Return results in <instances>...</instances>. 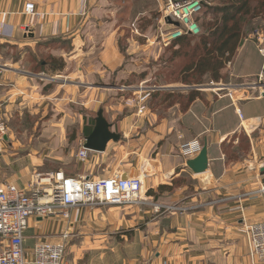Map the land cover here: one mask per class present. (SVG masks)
I'll use <instances>...</instances> for the list:
<instances>
[{
	"label": "crops",
	"instance_id": "crops-1",
	"mask_svg": "<svg viewBox=\"0 0 264 264\" xmlns=\"http://www.w3.org/2000/svg\"><path fill=\"white\" fill-rule=\"evenodd\" d=\"M28 2L36 5L38 15H25ZM96 4L97 0H0V112L6 118L18 111L43 112L52 99L76 98L78 85L63 86L48 73H33L25 65V53L45 48L42 41L76 28L82 19L80 13ZM73 38L76 46L81 37ZM249 47L259 65L252 64L243 48L248 69L230 73V83L224 88L227 92L202 94L186 112L161 120L157 129L139 131L138 114L122 115L117 121L106 117L112 131L122 137L111 142L116 145L112 151L121 153L122 160L114 164L116 170L101 177L83 173L79 164L80 172H66L74 160L71 149L65 154L70 145L55 126L44 123L38 143H31L32 139L26 145L14 144L7 134L0 141V177L6 182L2 184L28 189L39 175L63 171L68 176L90 178L115 173L127 178L143 175L147 185L148 205L142 208L80 207L69 211V219H30L25 238L27 257L37 242L57 243L67 232L69 246L63 264H254L246 226L264 220V197L259 194L264 182V74L259 57L264 59L260 51L264 46L252 42ZM17 51L20 53L15 56ZM50 82L55 84L49 87ZM88 85L93 86L91 82ZM241 134L248 138V154H239V161H229L223 147L233 142L238 148ZM196 140L202 147L208 141L209 171L202 175H194L187 167V161L197 155L183 153V147ZM84 141L81 139L79 150ZM111 143L105 153L89 151L85 162L79 160L78 150L80 167L94 171L107 165ZM26 146L30 154L21 157L16 151ZM39 152L44 155L35 156ZM160 203L187 210L157 215L151 204Z\"/></svg>",
	"mask_w": 264,
	"mask_h": 264
},
{
	"label": "rangeland",
	"instance_id": "rangeland-1",
	"mask_svg": "<svg viewBox=\"0 0 264 264\" xmlns=\"http://www.w3.org/2000/svg\"><path fill=\"white\" fill-rule=\"evenodd\" d=\"M200 1L204 8L196 20L200 25L201 34L208 36L207 25L221 18V15H217L219 2L218 0ZM253 3L256 4V1L253 0ZM161 6V0H97V4L92 9L85 8L80 13L82 19L76 28L69 29L60 37L42 41L45 48L37 47L35 51L31 49L26 52L24 61L30 71L35 74L48 73L50 77L57 78L55 81L63 86L71 83L78 85L75 88L78 89L79 94L74 99L68 97L61 101L52 99L47 109L38 114H31L30 111L25 110L24 113L18 111L9 119L6 118L10 142L26 145L33 139L31 143H38L43 133V124L55 126L61 129L63 137L70 145L65 154L68 155L71 149L74 160L73 164L65 168L69 169L66 172L69 174L75 170L79 171V164L80 170L85 171L83 173H93L94 176L101 177L107 172L116 170L113 168L114 164L117 165L122 160L121 153L117 155V152L111 149L116 146L115 143H111V155L106 159L108 164L97 166L94 171H88L86 168L84 170L83 165L80 167L76 157L84 127L95 119L101 108L104 109L105 117L113 121L119 120L122 115L138 114L141 116L138 121L141 127L139 131L142 133L152 131L159 128L161 120H171L179 111L184 112L188 100L185 96H189V91L213 95L227 92L224 88L230 83V73L235 69L244 71L248 69L245 65L246 58L241 52L243 48L245 53H249L252 64L259 65L258 58L251 52L249 45L255 42L260 47L262 44L264 46V19L260 18L245 27L246 38L233 61L221 71L219 81H215L211 76L196 79L185 68L199 58L201 51H194V47L200 41L192 39L176 46L174 41H165L164 38L169 33L160 19ZM73 36L81 37L76 46H73ZM245 44L247 46L243 47ZM78 49L77 56L73 55L72 53ZM19 53L20 51H17L15 56ZM51 58L55 59V66L60 64L65 66L64 69L52 67ZM259 58L261 72L264 74V59ZM43 62L47 64L46 68L41 66ZM70 74L76 75L71 77ZM89 80H95L97 84H92L90 81L93 86L88 88ZM195 83L197 84L193 85ZM53 84L55 82H50L49 87ZM167 91L169 93H164ZM174 105L178 108L171 111ZM245 139L246 136L241 134L239 142L245 150L241 157L247 155L249 151ZM233 146V142H230L224 145L223 150L229 161H239L240 157L232 152ZM26 149L27 146L21 147L16 152L21 157H25L30 154L27 152L28 149L25 151ZM42 155L44 154L39 152L35 156ZM108 165L112 167L107 168ZM144 182L143 197L147 189L146 180ZM2 183L6 182L0 177V184ZM159 205L172 206L162 203ZM131 207L142 208L144 205ZM173 207L182 206L173 205ZM111 208L114 207L101 209ZM152 210L154 211L153 207ZM176 212L183 214L185 211L182 207ZM163 213L171 212L165 207L160 214ZM68 246L69 244L66 253ZM2 247L3 243L0 239V250Z\"/></svg>",
	"mask_w": 264,
	"mask_h": 264
},
{
	"label": "built area",
	"instance_id": "built-area-1",
	"mask_svg": "<svg viewBox=\"0 0 264 264\" xmlns=\"http://www.w3.org/2000/svg\"><path fill=\"white\" fill-rule=\"evenodd\" d=\"M161 3L160 19L169 33L164 38L165 41L173 42L183 36H198L201 33L196 20L204 8L200 0H161ZM24 13L30 17L38 15L36 5L28 2ZM260 51L263 54V50ZM239 117L244 119L241 112ZM7 134L6 117L0 112V141ZM84 143L85 141L78 152V158L82 162L88 159L89 153L84 148ZM201 149L202 144L196 140L186 144L183 153L194 157ZM143 189L144 178L140 177L125 179L120 173L104 178L75 177L68 176L63 171L39 175L37 182L28 189L14 184H0V239L5 243L0 251V264H63L66 241L69 238L67 232L63 234L60 242H37L31 257H27L25 238L30 219H69V211L80 207L97 209L148 205L145 194L142 196ZM259 194L264 197V182L260 186ZM151 206L156 214H160L165 207L171 213L182 208L159 204ZM246 234L254 264H264V220L247 225Z\"/></svg>",
	"mask_w": 264,
	"mask_h": 264
},
{
	"label": "trees",
	"instance_id": "trees-1",
	"mask_svg": "<svg viewBox=\"0 0 264 264\" xmlns=\"http://www.w3.org/2000/svg\"><path fill=\"white\" fill-rule=\"evenodd\" d=\"M255 1L256 4L253 3V0H218L217 15H221V18H217L213 23L207 25L208 36L200 33L198 36H183L173 42L176 46L185 44L192 39H199L200 41L194 47V51H201V53L196 61L185 68L188 73H192L196 79L206 76H211L215 81L221 79V71L225 69L228 63L233 61L239 47L246 38L245 27L255 19H264V0ZM51 62L53 63L52 67L62 70L65 67L60 64L55 66L56 61L54 58H51ZM41 66L46 68L47 64L43 62ZM185 97H188V100L184 112L190 108L196 99H201L203 95L192 90L189 91V96ZM91 121L84 127L81 139H85L91 134L95 126L94 119ZM245 141L249 145L247 137ZM232 149L236 156L245 152L240 142L238 148L235 149L233 146ZM148 194L152 195V192L150 191Z\"/></svg>",
	"mask_w": 264,
	"mask_h": 264
},
{
	"label": "water",
	"instance_id": "water-1",
	"mask_svg": "<svg viewBox=\"0 0 264 264\" xmlns=\"http://www.w3.org/2000/svg\"><path fill=\"white\" fill-rule=\"evenodd\" d=\"M170 24H173L168 19ZM179 26V24H175ZM264 54V47H263ZM121 135L112 131V124L108 122L104 115V109H100L95 117V126L91 134L85 138L84 148L90 152L105 153L111 142H119ZM208 141H205L200 153L193 159L187 161V167L194 175H202L209 171ZM123 178H127L126 176Z\"/></svg>",
	"mask_w": 264,
	"mask_h": 264
},
{
	"label": "bare ground",
	"instance_id": "bare-ground-1",
	"mask_svg": "<svg viewBox=\"0 0 264 264\" xmlns=\"http://www.w3.org/2000/svg\"><path fill=\"white\" fill-rule=\"evenodd\" d=\"M141 177L143 178V175H141ZM144 190V189H143Z\"/></svg>",
	"mask_w": 264,
	"mask_h": 264
}]
</instances>
